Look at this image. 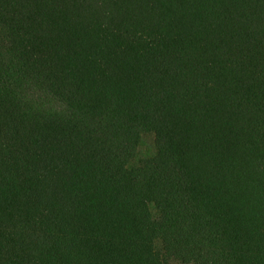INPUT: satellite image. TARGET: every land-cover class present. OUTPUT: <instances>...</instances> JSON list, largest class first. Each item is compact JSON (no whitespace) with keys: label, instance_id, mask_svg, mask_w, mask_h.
<instances>
[{"label":"trees","instance_id":"trees-1","mask_svg":"<svg viewBox=\"0 0 264 264\" xmlns=\"http://www.w3.org/2000/svg\"><path fill=\"white\" fill-rule=\"evenodd\" d=\"M0 264H264V0H0Z\"/></svg>","mask_w":264,"mask_h":264}]
</instances>
